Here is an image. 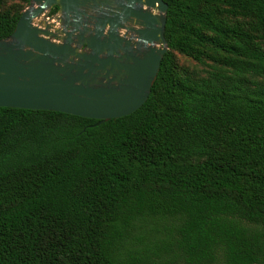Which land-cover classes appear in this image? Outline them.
<instances>
[{"label": "trees", "instance_id": "16d2710c", "mask_svg": "<svg viewBox=\"0 0 264 264\" xmlns=\"http://www.w3.org/2000/svg\"><path fill=\"white\" fill-rule=\"evenodd\" d=\"M163 1L132 113L0 106V264H264V0Z\"/></svg>", "mask_w": 264, "mask_h": 264}, {"label": "water", "instance_id": "95a60500", "mask_svg": "<svg viewBox=\"0 0 264 264\" xmlns=\"http://www.w3.org/2000/svg\"><path fill=\"white\" fill-rule=\"evenodd\" d=\"M166 13L163 0H29L0 38V106L96 124L132 113L168 49Z\"/></svg>", "mask_w": 264, "mask_h": 264}]
</instances>
